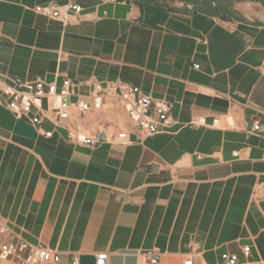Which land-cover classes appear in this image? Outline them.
<instances>
[{"label": "crops", "instance_id": "crops-1", "mask_svg": "<svg viewBox=\"0 0 264 264\" xmlns=\"http://www.w3.org/2000/svg\"><path fill=\"white\" fill-rule=\"evenodd\" d=\"M50 1L69 0H0L3 70L58 83L68 75L78 94L90 77L121 79L167 98L176 122L150 135L133 129L129 145L85 146L49 120L45 136L0 103V214L12 229L58 248L53 264L75 255L96 264L101 251L111 264H141L138 251L150 248L160 264H183L192 241L198 262L231 252L239 264H264V19L235 13L229 0L199 10L73 0L84 9L64 22L35 11ZM195 116L205 123L189 124Z\"/></svg>", "mask_w": 264, "mask_h": 264}, {"label": "built area", "instance_id": "built-area-1", "mask_svg": "<svg viewBox=\"0 0 264 264\" xmlns=\"http://www.w3.org/2000/svg\"><path fill=\"white\" fill-rule=\"evenodd\" d=\"M109 2H125L126 0H106ZM167 6H180L189 10H199L209 5L218 6L219 0H165ZM37 13L66 21L77 20L84 9L81 4L69 0L63 4L50 1L35 6ZM207 42V39H201ZM4 62L0 58V103L4 104L18 118H25L38 131L51 137L54 130H44L42 123L49 120L55 128L66 130L60 134L62 139L71 144L96 146L101 143L129 145L134 142L130 137L133 129L143 135L158 132L161 127L175 124L171 113V103L167 98H155L144 92L140 86L121 79L107 81L103 84L94 76L83 83L90 86L87 94H78L77 83L65 75L61 83L48 81L38 75L33 79L12 76L3 70ZM199 67V65H196ZM264 74V62L260 66ZM77 95L76 98L74 96ZM4 96V100H2ZM252 131L263 129L261 117L252 116ZM201 116H195L191 125L203 124ZM221 124L220 118H214L212 125ZM142 138V135H141ZM238 151L234 154L238 155ZM161 167L164 164H160ZM16 234L18 240H10ZM192 251L184 257L183 264H207L198 262L199 253L194 252L197 242L192 241ZM252 243L242 246L246 257L251 255ZM141 264H160L162 253L156 248L138 251ZM218 264H239L237 253L224 252ZM61 260V251L40 241L31 243L17 234L10 226L7 218L0 214V262L17 264H53ZM74 263L79 264V255L74 256ZM96 264H111L109 252L96 254Z\"/></svg>", "mask_w": 264, "mask_h": 264}, {"label": "rangeland", "instance_id": "rangeland-1", "mask_svg": "<svg viewBox=\"0 0 264 264\" xmlns=\"http://www.w3.org/2000/svg\"><path fill=\"white\" fill-rule=\"evenodd\" d=\"M230 10L237 14L251 15L264 19V1L262 0H229ZM221 0H219V3ZM218 3V5H219ZM5 264V263H0Z\"/></svg>", "mask_w": 264, "mask_h": 264}, {"label": "water", "instance_id": "water-1", "mask_svg": "<svg viewBox=\"0 0 264 264\" xmlns=\"http://www.w3.org/2000/svg\"><path fill=\"white\" fill-rule=\"evenodd\" d=\"M138 1L146 3V4H152V3L158 2L159 0H138Z\"/></svg>", "mask_w": 264, "mask_h": 264}, {"label": "bare ground", "instance_id": "bare-ground-1", "mask_svg": "<svg viewBox=\"0 0 264 264\" xmlns=\"http://www.w3.org/2000/svg\"><path fill=\"white\" fill-rule=\"evenodd\" d=\"M5 264H7V263H5Z\"/></svg>", "mask_w": 264, "mask_h": 264}, {"label": "flooded vegetation", "instance_id": "flooded-vegetation-1", "mask_svg": "<svg viewBox=\"0 0 264 264\" xmlns=\"http://www.w3.org/2000/svg\"><path fill=\"white\" fill-rule=\"evenodd\" d=\"M262 1H264V0H262Z\"/></svg>", "mask_w": 264, "mask_h": 264}]
</instances>
